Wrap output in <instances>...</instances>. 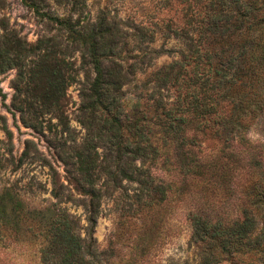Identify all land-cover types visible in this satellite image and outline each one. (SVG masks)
<instances>
[{"label": "trees", "instance_id": "trees-1", "mask_svg": "<svg viewBox=\"0 0 264 264\" xmlns=\"http://www.w3.org/2000/svg\"><path fill=\"white\" fill-rule=\"evenodd\" d=\"M158 1L173 16L132 24L107 10L82 22L74 7L57 16L46 0H21L57 33L33 43L1 35L0 72L17 69L11 105L23 124L40 130L46 113L54 134L67 132L69 143L52 141L66 184L50 167L51 194L61 200L67 185L80 194L88 228L81 236L56 204L26 224L23 202L5 190L0 244L40 237L42 264H101L90 231L107 197L123 225L148 218L157 228L185 209L201 264L244 255L264 264V142L249 136L264 137V0ZM156 37L173 44L155 46ZM73 51L92 71L79 93L77 142L61 103ZM162 53L174 57L155 64Z\"/></svg>", "mask_w": 264, "mask_h": 264}, {"label": "rangeland", "instance_id": "rangeland-1", "mask_svg": "<svg viewBox=\"0 0 264 264\" xmlns=\"http://www.w3.org/2000/svg\"><path fill=\"white\" fill-rule=\"evenodd\" d=\"M50 11L62 16L71 6L76 8L72 17L78 13L80 21L92 20L98 10H107L110 15L115 14L121 20L134 24H149L158 19L173 16V10L159 12L158 0H46ZM13 33L27 43H33L39 38L56 34V30L45 20L37 17L31 8L25 6L21 0H0V36ZM9 35V34H8ZM163 44V48L173 44L167 38L156 37L154 45ZM171 53H162L155 57V64L173 58ZM70 61L68 84L63 89L61 98L62 111L66 115L67 124L75 141H79L83 128L76 121V109L79 104V93L92 71L85 63H81L77 51L67 56ZM16 68H8L0 72V192L8 190L23 202L22 213L29 219H38L47 210L54 211V205L63 207L76 222V231L85 236L88 228L86 211L79 200L80 194L68 185L62 188L61 200L51 194V170L56 172L57 179L66 184L64 168L56 157L53 148L55 137L66 138L67 132H57L47 124L55 119L44 113L40 117L41 129L35 130L22 123L17 110L11 105L15 92ZM125 95H129V89ZM59 129V126L55 128ZM251 141L264 142V137L255 131L249 134ZM206 152V151H204ZM99 181H102V175ZM130 184L134 186V183ZM128 188V189H127ZM127 192L133 191L126 187ZM68 193V196L65 194ZM185 201L189 197H185ZM171 209V205H167ZM34 211V212H32ZM32 212V213H30ZM118 212L110 198L101 197L98 213L91 226L93 247L99 254L101 264H201L197 248L189 236L191 227L186 220V210L177 206L159 227H152L153 222L148 218H133L127 224H120ZM25 225L23 226V228ZM127 228V229H126ZM142 238L145 248L139 251L135 243ZM41 243L37 239L13 241L12 235L0 244V264H42L38 257V247ZM104 252V253H103ZM132 258V259H131ZM132 260V262H131ZM221 264H263L262 259L254 255H244L234 261H222Z\"/></svg>", "mask_w": 264, "mask_h": 264}]
</instances>
